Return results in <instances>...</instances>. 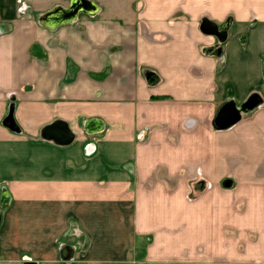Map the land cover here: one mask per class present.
<instances>
[{
  "label": "crops",
  "instance_id": "1",
  "mask_svg": "<svg viewBox=\"0 0 264 264\" xmlns=\"http://www.w3.org/2000/svg\"><path fill=\"white\" fill-rule=\"evenodd\" d=\"M90 1L0 0V264H73V231L103 264H264V0Z\"/></svg>",
  "mask_w": 264,
  "mask_h": 264
},
{
  "label": "water",
  "instance_id": "2",
  "mask_svg": "<svg viewBox=\"0 0 264 264\" xmlns=\"http://www.w3.org/2000/svg\"><path fill=\"white\" fill-rule=\"evenodd\" d=\"M96 11L97 6L90 0H72L69 9L64 10L57 7L54 11L47 14V18L49 23H66L73 21L80 12L94 14ZM201 31L206 35L216 36L219 39L223 35L218 26L210 20H204L201 23ZM242 112L243 110L238 108L234 102H226L219 108L213 120V126L218 130L228 129L241 120ZM9 119L13 120L12 113ZM42 136L46 140H51L64 146L71 144L74 140L72 131L63 121H56L45 127L42 131Z\"/></svg>",
  "mask_w": 264,
  "mask_h": 264
},
{
  "label": "rangeland",
  "instance_id": "3",
  "mask_svg": "<svg viewBox=\"0 0 264 264\" xmlns=\"http://www.w3.org/2000/svg\"><path fill=\"white\" fill-rule=\"evenodd\" d=\"M71 1L72 0H53V2H57L55 4V6L59 7V6H63L60 7L64 10L69 9V7L71 6ZM97 3L99 5H101L102 8H106V7H116V8H129L130 7V3L131 0H96ZM95 2V1H94ZM63 4V5H61ZM50 3H48V8L50 7ZM57 7H54L53 9H51V11L47 12V13H43L39 20L42 22H47L49 21L47 18V14H49L50 12L54 11ZM82 15H84V12H80ZM49 23V22H48ZM220 28V27H219ZM221 29V28H220ZM13 98V99H12ZM11 100H15V96H11ZM193 192L189 193V197L190 199L193 198ZM32 218V217H31ZM33 221H26L25 223L21 224V228L22 231L25 233V238L27 240H25L22 244H21V263L23 262L24 258L26 256L30 257L31 260H35V255H34V251H35V246L33 243L32 239H28V238H32L31 235L33 233V229L34 226L33 225ZM122 228L125 229V231L127 230V228H129L128 225L122 224ZM62 241H66V242H72V243H76L79 245V247L81 248V255L79 256V258L77 259V261L73 264H103L102 261H100L99 257L97 255H90L87 254V252L90 250V248H92V240H84L83 236H79L77 235V232L73 231V233H68L65 236H63V238H59L57 241H55L57 244H60ZM94 250V249H92ZM99 260H98V259ZM104 259H111L113 260L115 258V256L113 255H109L106 257H103ZM47 259V258H46ZM42 263H47V260H41Z\"/></svg>",
  "mask_w": 264,
  "mask_h": 264
},
{
  "label": "flooded vegetation",
  "instance_id": "4",
  "mask_svg": "<svg viewBox=\"0 0 264 264\" xmlns=\"http://www.w3.org/2000/svg\"><path fill=\"white\" fill-rule=\"evenodd\" d=\"M72 2V1H71Z\"/></svg>",
  "mask_w": 264,
  "mask_h": 264
}]
</instances>
